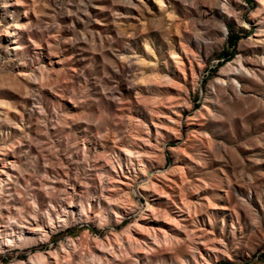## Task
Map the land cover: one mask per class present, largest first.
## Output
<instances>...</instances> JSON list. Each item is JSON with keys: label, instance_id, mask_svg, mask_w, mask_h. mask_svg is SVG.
<instances>
[{"label": "rangeland", "instance_id": "374dc122", "mask_svg": "<svg viewBox=\"0 0 264 264\" xmlns=\"http://www.w3.org/2000/svg\"><path fill=\"white\" fill-rule=\"evenodd\" d=\"M0 264H264V0H0Z\"/></svg>", "mask_w": 264, "mask_h": 264}, {"label": "trees", "instance_id": "16d2710c", "mask_svg": "<svg viewBox=\"0 0 264 264\" xmlns=\"http://www.w3.org/2000/svg\"><path fill=\"white\" fill-rule=\"evenodd\" d=\"M235 41H236V36L235 37L234 36H230L228 38V42L232 46L235 44ZM227 56H228V59H229L231 57V53H228Z\"/></svg>", "mask_w": 264, "mask_h": 264}, {"label": "bare ground", "instance_id": "6f19581e", "mask_svg": "<svg viewBox=\"0 0 264 264\" xmlns=\"http://www.w3.org/2000/svg\"><path fill=\"white\" fill-rule=\"evenodd\" d=\"M7 242H8V243L6 244V246H11V245H12V241H11L9 238L7 239ZM56 261H57V260H56Z\"/></svg>", "mask_w": 264, "mask_h": 264}]
</instances>
